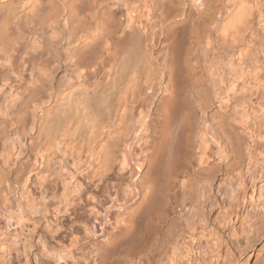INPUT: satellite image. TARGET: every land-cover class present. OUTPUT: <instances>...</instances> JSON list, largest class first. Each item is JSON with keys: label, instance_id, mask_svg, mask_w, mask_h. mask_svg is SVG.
Segmentation results:
<instances>
[{"label": "bare ground", "instance_id": "obj_1", "mask_svg": "<svg viewBox=\"0 0 264 264\" xmlns=\"http://www.w3.org/2000/svg\"><path fill=\"white\" fill-rule=\"evenodd\" d=\"M209 212L264 264V0H0V264H194Z\"/></svg>", "mask_w": 264, "mask_h": 264}, {"label": "rangeland", "instance_id": "obj_2", "mask_svg": "<svg viewBox=\"0 0 264 264\" xmlns=\"http://www.w3.org/2000/svg\"><path fill=\"white\" fill-rule=\"evenodd\" d=\"M205 218L207 220L208 226L204 229H199L198 232V238L201 240V244L203 246L201 249V257L200 259H196L194 264H223V250L218 253L213 251L212 248L210 249V247L207 245V242L212 240V236H210L211 234H213V237L222 234V230L219 226L218 213L209 212L206 214ZM97 245H91L87 248H82V250L70 248L64 249L62 259H60L59 264H95V253L100 254L103 251L99 243ZM169 250V246H166V248L161 251L157 249L156 246L151 245L145 249L143 255L133 257L130 264H159L161 261L164 264H168V257L170 255ZM120 263L129 264V260H123V257H121Z\"/></svg>", "mask_w": 264, "mask_h": 264}]
</instances>
